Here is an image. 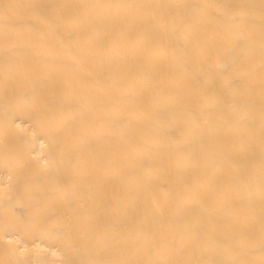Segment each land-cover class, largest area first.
I'll return each mask as SVG.
<instances>
[{
  "label": "bare ground",
  "instance_id": "bare-ground-1",
  "mask_svg": "<svg viewBox=\"0 0 264 264\" xmlns=\"http://www.w3.org/2000/svg\"><path fill=\"white\" fill-rule=\"evenodd\" d=\"M0 264H264V0H0Z\"/></svg>",
  "mask_w": 264,
  "mask_h": 264
}]
</instances>
